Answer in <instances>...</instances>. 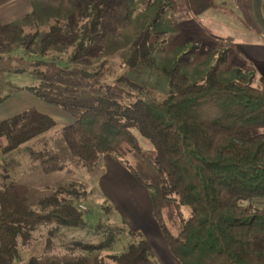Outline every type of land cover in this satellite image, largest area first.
Wrapping results in <instances>:
<instances>
[{"label": "trees", "instance_id": "trees-1", "mask_svg": "<svg viewBox=\"0 0 264 264\" xmlns=\"http://www.w3.org/2000/svg\"><path fill=\"white\" fill-rule=\"evenodd\" d=\"M207 1L211 7L221 8ZM106 3L79 0L76 17L55 21L44 33L35 32L27 47L37 42L40 55L51 48L67 47L70 60L79 64L99 39ZM152 50L147 37L139 39L128 65L147 63ZM228 52L217 55L199 81L176 87L159 101L139 95L123 104L107 95L62 105L74 113V121L61 132L87 165L96 164L103 155L116 154L123 145L139 152L132 129L154 147V167L162 178L161 197L173 200L180 223L177 235L169 232L154 206L152 216L168 252L179 264H264V208L243 204L264 198V75L220 81L218 73ZM104 72L99 65L91 73L77 69L75 76L97 85ZM27 91L41 101L57 104L40 86ZM5 99L0 98V104ZM56 126L53 118L34 109L0 121V155L8 156L39 140ZM26 151L40 165L52 167L54 156L46 148L39 151L27 146ZM85 196V192L61 189L39 200L34 210L23 204L10 205L0 192V264H19L18 239L26 244L38 227L86 228L83 211L74 204ZM183 207L190 209L187 219L182 216ZM55 228L49 233L53 235ZM95 230L103 240L79 244L82 250L110 247L113 228L97 225ZM97 264L156 263L149 243L140 240Z\"/></svg>", "mask_w": 264, "mask_h": 264}, {"label": "rangeland", "instance_id": "rangeland-1", "mask_svg": "<svg viewBox=\"0 0 264 264\" xmlns=\"http://www.w3.org/2000/svg\"><path fill=\"white\" fill-rule=\"evenodd\" d=\"M230 1L224 5L228 10L225 11L211 7L207 0H107L99 39L79 64L70 60L67 47L51 48L45 55L38 54L37 42L27 47L35 32L44 33L53 22L76 17L79 0H38L40 4L31 16L10 29L0 30V98L18 87L40 86L57 102L56 105L41 100L37 104L14 103L20 108L17 110L29 106L50 116L57 126L8 156L0 155V192L10 205L23 204L34 210L39 200L61 189L86 193L84 198L74 201L86 208L83 211L86 228L56 230L54 224L38 227L26 244L18 239L19 264H97L140 240L150 244L156 264H179L168 252L156 226L130 221L132 215L122 203L128 205L129 199L137 201L135 192L124 175L109 176L106 165L111 159L118 163L121 171L144 189L148 201L162 214L169 232L177 235L180 223L173 200L161 197L162 178L154 167V147L132 129L140 145L139 152L123 145L116 154L103 155L96 164L87 165L71 150L61 132L63 126L74 121V113L62 105L91 102L107 95L123 104L132 103L139 95L159 101L176 87L199 81L215 57L231 44L259 40L250 31L252 24ZM143 37L153 44L152 53L147 63L130 67L133 46ZM235 57L234 52L229 54L218 73L220 81L248 80L258 74L232 67ZM43 62L49 66L41 65ZM99 65L105 72L97 85L75 76L77 69L91 73ZM27 146L39 151L46 148L54 156L52 167L34 161L26 151ZM110 179L113 185L109 184ZM121 196L125 201L120 200ZM243 204L264 208V198ZM189 215L190 209L183 207V218ZM97 225L113 228V242L102 250H82L79 244H98L103 240L102 234H96ZM54 228L52 235L49 232Z\"/></svg>", "mask_w": 264, "mask_h": 264}, {"label": "crops", "instance_id": "crops-1", "mask_svg": "<svg viewBox=\"0 0 264 264\" xmlns=\"http://www.w3.org/2000/svg\"><path fill=\"white\" fill-rule=\"evenodd\" d=\"M213 2L216 6L221 8H225L224 5L228 3L227 0H213ZM230 3L239 10V14L241 16L243 15V18L246 21L252 24V26H250V31L252 35L259 40H248L231 44L228 48L229 52L227 60L229 54L234 52L236 57L232 67L244 71L252 70V72L255 71V73L264 75V0H231ZM39 4L40 2H38V0H0V30L10 29L21 20L31 16L34 12V8ZM27 88L28 86L18 87L4 96L6 99L0 104V121L29 109V106H27L26 108L17 110L20 109L17 105L19 103L26 104L28 102H33V104H37L40 102L38 98L27 91ZM106 165L109 169V176L113 174L124 175L128 183L132 186V190L135 192V198L137 201L129 199L128 205L122 203L123 207L126 208V211L132 215L130 221L135 222L140 220L146 224L149 223L153 228L157 227L158 229L152 216L153 205L148 201L144 189L135 182L129 174L127 175L123 173L120 165L113 162L112 159L108 160ZM108 182L110 185L114 184L113 179H110ZM122 198L123 197L121 196L120 200ZM157 231L160 232L159 229Z\"/></svg>", "mask_w": 264, "mask_h": 264}, {"label": "built area", "instance_id": "built-area-1", "mask_svg": "<svg viewBox=\"0 0 264 264\" xmlns=\"http://www.w3.org/2000/svg\"><path fill=\"white\" fill-rule=\"evenodd\" d=\"M78 208H79L81 211H85V210H86V208H85L84 206H82V205H78Z\"/></svg>", "mask_w": 264, "mask_h": 264}]
</instances>
